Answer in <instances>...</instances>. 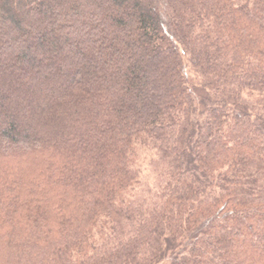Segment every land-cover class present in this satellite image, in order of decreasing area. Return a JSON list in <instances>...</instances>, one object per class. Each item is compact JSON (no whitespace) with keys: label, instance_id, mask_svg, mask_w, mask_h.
Segmentation results:
<instances>
[{"label":"trees","instance_id":"trees-1","mask_svg":"<svg viewBox=\"0 0 264 264\" xmlns=\"http://www.w3.org/2000/svg\"><path fill=\"white\" fill-rule=\"evenodd\" d=\"M0 264H264V0H0Z\"/></svg>","mask_w":264,"mask_h":264},{"label":"rangeland","instance_id":"rangeland-1","mask_svg":"<svg viewBox=\"0 0 264 264\" xmlns=\"http://www.w3.org/2000/svg\"><path fill=\"white\" fill-rule=\"evenodd\" d=\"M13 105H14L13 103H8L6 106H7V108H11ZM27 105H29V103ZM36 105L37 106H41L42 104L40 105V103L38 102ZM33 107L35 108V104H32V108ZM33 112H36V111H33ZM49 116L51 117V115L49 113H47V111H45L44 108H43V110L40 111L38 113V115H34V117L30 118L28 120L27 124H23V127L21 129H25V128H28V127H32V128L35 127L38 130H40L41 132H43V133H40V136H42V137L45 136L46 134H52L48 129L42 128V126H39L40 122L50 119ZM44 131H45L46 134L44 133ZM62 133L64 135L63 131H62Z\"/></svg>","mask_w":264,"mask_h":264}]
</instances>
